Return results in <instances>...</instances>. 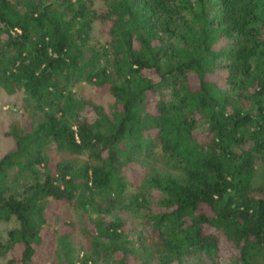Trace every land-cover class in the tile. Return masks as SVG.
Masks as SVG:
<instances>
[{
	"label": "trees",
	"instance_id": "obj_1",
	"mask_svg": "<svg viewBox=\"0 0 264 264\" xmlns=\"http://www.w3.org/2000/svg\"><path fill=\"white\" fill-rule=\"evenodd\" d=\"M0 92V264H264V0H0Z\"/></svg>",
	"mask_w": 264,
	"mask_h": 264
},
{
	"label": "rangeland",
	"instance_id": "obj_2",
	"mask_svg": "<svg viewBox=\"0 0 264 264\" xmlns=\"http://www.w3.org/2000/svg\"><path fill=\"white\" fill-rule=\"evenodd\" d=\"M100 2V1H99ZM98 2V3H99ZM94 38L97 39L100 36V33H94ZM82 86L76 87L80 95L85 97H91L95 102L108 104L112 101L111 95L107 92H99L91 89L89 85L86 83L80 84ZM23 108L21 107L20 100L12 96H8L3 92H0V157L6 153L7 151L14 148L15 142L14 138L9 134V131L13 125H17L21 127L25 121V114L23 112ZM86 156H82L85 158ZM147 165H151L157 170L161 172H168L172 175H178L179 173L176 172L173 168H169L162 163L156 161V159H144ZM261 173L257 175L260 177ZM135 191V188L131 189ZM81 213L78 211H74L73 209L67 208L60 220H53L50 222V233H52L56 229H66L69 228V234L71 237V241L75 246V250H78L79 255L81 256L83 253L87 252L88 246L86 241L82 238L79 234V227L80 221L83 218L80 216ZM65 222V224H64ZM70 222V223H69ZM76 224V225H75ZM131 226L136 229V219L131 221ZM17 226V221L15 219H11L9 221H0V241L4 242L7 238V233L10 229ZM87 246V247H86ZM50 258L46 257L42 260L41 264H50ZM206 264H208V260H205ZM184 264H204L202 262V256H193L190 255L185 258Z\"/></svg>",
	"mask_w": 264,
	"mask_h": 264
}]
</instances>
